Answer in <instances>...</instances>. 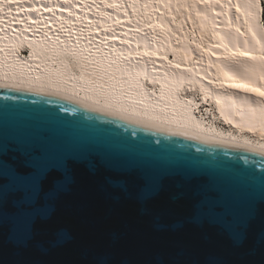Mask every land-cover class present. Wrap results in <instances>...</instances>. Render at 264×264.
<instances>
[{
  "label": "bare ground",
  "instance_id": "bare-ground-1",
  "mask_svg": "<svg viewBox=\"0 0 264 264\" xmlns=\"http://www.w3.org/2000/svg\"><path fill=\"white\" fill-rule=\"evenodd\" d=\"M263 10L259 0H0V87L264 156Z\"/></svg>",
  "mask_w": 264,
  "mask_h": 264
},
{
  "label": "water",
  "instance_id": "water-1",
  "mask_svg": "<svg viewBox=\"0 0 264 264\" xmlns=\"http://www.w3.org/2000/svg\"><path fill=\"white\" fill-rule=\"evenodd\" d=\"M31 131L91 151L116 170H207L229 193L254 201L258 211L238 242L194 222L192 192L203 183L200 178L191 183L181 176L166 178L156 197L141 204L138 173L98 167L93 176L76 165L75 181L60 193L33 240L20 246L6 231L0 233V264H264L263 155L168 134L62 98L0 87V139ZM109 177L123 180L127 191L109 184ZM180 192L186 195L173 199Z\"/></svg>",
  "mask_w": 264,
  "mask_h": 264
},
{
  "label": "snow or ice",
  "instance_id": "snow-or-ice-1",
  "mask_svg": "<svg viewBox=\"0 0 264 264\" xmlns=\"http://www.w3.org/2000/svg\"><path fill=\"white\" fill-rule=\"evenodd\" d=\"M76 165H84L93 176L98 167L121 174L138 173L141 188L137 200L141 204L156 197L166 178L181 176L188 183L200 178L203 183L196 185L192 192L194 222L200 226L207 224L238 242L244 239L250 222L257 215L254 201L229 193L207 170L171 169L161 173L139 167L116 170L91 151L70 148L46 132L31 131L9 140L0 139V233L6 231L9 240L20 246L33 240L40 225L51 216L60 193L67 191L68 185L75 181ZM260 170L264 171V168ZM227 175L234 174L229 172ZM107 182L127 191L123 180L114 181L109 177ZM185 195L180 192L173 199Z\"/></svg>",
  "mask_w": 264,
  "mask_h": 264
},
{
  "label": "rangeland",
  "instance_id": "rangeland-1",
  "mask_svg": "<svg viewBox=\"0 0 264 264\" xmlns=\"http://www.w3.org/2000/svg\"><path fill=\"white\" fill-rule=\"evenodd\" d=\"M263 5H264V2H263ZM263 24H264V17H263ZM199 97H200V96H199ZM212 113H213V112H212ZM198 114H199V116H202V114H205V109L203 108L202 111L199 110ZM216 121H217V120H216ZM216 126H217V124H216ZM217 127H218V126H217ZM218 128H219V127H218ZM221 128H223V129L226 128V130L228 129V128L225 127V126H223V127H221ZM226 130H225V131H226Z\"/></svg>",
  "mask_w": 264,
  "mask_h": 264
}]
</instances>
